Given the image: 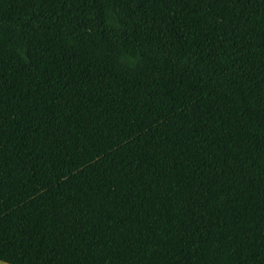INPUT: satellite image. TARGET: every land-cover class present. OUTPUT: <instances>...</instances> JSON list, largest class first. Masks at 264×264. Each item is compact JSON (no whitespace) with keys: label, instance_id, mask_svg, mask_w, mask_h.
I'll return each instance as SVG.
<instances>
[{"label":"trees","instance_id":"trees-1","mask_svg":"<svg viewBox=\"0 0 264 264\" xmlns=\"http://www.w3.org/2000/svg\"><path fill=\"white\" fill-rule=\"evenodd\" d=\"M0 262L264 264V0H0Z\"/></svg>","mask_w":264,"mask_h":264},{"label":"crops","instance_id":"crops-1","mask_svg":"<svg viewBox=\"0 0 264 264\" xmlns=\"http://www.w3.org/2000/svg\"><path fill=\"white\" fill-rule=\"evenodd\" d=\"M0 264H4V263L0 262Z\"/></svg>","mask_w":264,"mask_h":264}]
</instances>
